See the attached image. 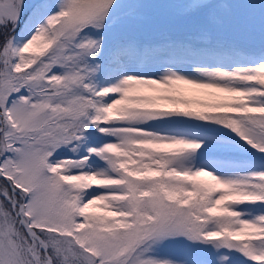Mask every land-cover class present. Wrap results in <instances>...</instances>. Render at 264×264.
I'll return each mask as SVG.
<instances>
[{
  "label": "snow or ice",
  "instance_id": "1",
  "mask_svg": "<svg viewBox=\"0 0 264 264\" xmlns=\"http://www.w3.org/2000/svg\"><path fill=\"white\" fill-rule=\"evenodd\" d=\"M0 264H264V0H0Z\"/></svg>",
  "mask_w": 264,
  "mask_h": 264
}]
</instances>
